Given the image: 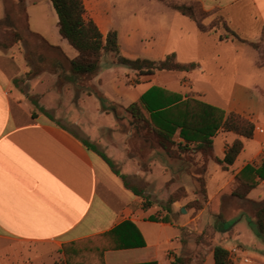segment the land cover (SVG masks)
<instances>
[{
  "label": "crops",
  "instance_id": "crops-1",
  "mask_svg": "<svg viewBox=\"0 0 264 264\" xmlns=\"http://www.w3.org/2000/svg\"><path fill=\"white\" fill-rule=\"evenodd\" d=\"M246 1L252 8L254 23L263 26L264 0H201L209 11L216 6L228 8ZM150 2H159L174 12L172 19H158L162 23L159 30L165 32V37H182L187 30L201 32L194 20L161 0ZM84 3L88 16L104 35L113 31L107 32L105 0H84ZM33 5L36 7L37 2ZM27 8L30 25L29 4ZM130 13L135 25L132 32L140 29L148 32L144 13L132 10ZM186 20L195 24V29ZM33 32L48 39L45 31ZM24 71L18 58L0 53V264H171L181 257H190L191 264H216V246L230 252L233 264H264V239L257 235L254 222H248L252 237L247 238L246 232L236 226L223 231L222 225L209 217L221 220L220 216L227 214L226 202L234 197H218L230 185L234 188L238 185L237 176L247 165L261 166L264 133L255 130L253 140H244L232 132L220 131L214 138L215 158L208 164L207 175L211 164H216L228 172L223 183L212 194L206 188L207 200L203 198L202 210L191 208L186 213L182 209H186L188 202L200 198L198 189L192 194L183 186L187 196L174 204L170 220L156 221L154 217L162 219L167 211L162 209L153 215V204L126 188L110 166L84 145L82 137L45 115L33 117L27 103L13 90L14 80ZM164 76L163 88L186 95L180 89L190 82L180 84L175 75ZM195 93L205 99L202 92ZM261 97L250 85L238 82L226 106L204 101L222 108L226 115L237 113L248 119L253 116L250 120L256 128L264 129ZM237 140L244 143L239 157L250 148L251 152L238 167L233 168L239 157L233 166L226 168L218 161L225 159ZM259 156H263L260 161ZM192 177L197 181V177ZM244 201L252 205L264 201V181ZM203 219L208 221L205 227L199 225ZM202 235L205 239L199 243L198 237ZM232 235L240 236L244 242L228 245Z\"/></svg>",
  "mask_w": 264,
  "mask_h": 264
},
{
  "label": "rangeland",
  "instance_id": "rangeland-1",
  "mask_svg": "<svg viewBox=\"0 0 264 264\" xmlns=\"http://www.w3.org/2000/svg\"><path fill=\"white\" fill-rule=\"evenodd\" d=\"M35 2H37L36 7L33 5ZM171 2L194 6L197 10L196 15L212 34L187 30L185 35H181L182 37L168 38L165 37V32L159 30L162 29V23L159 24L158 20L163 17L170 19L173 17L174 12L165 5L150 0H105L103 9L107 32L113 30L118 33L121 46L119 55H106L102 60L99 76L91 82L83 77L73 78L75 82L71 80L60 82L59 74H55L45 65L39 56L36 49L40 45L39 42L29 34L30 30L45 31L49 43L65 48L67 56L75 58L77 51L59 33L58 16L52 4L49 0L22 2L0 0V14H2L0 21L4 20L8 29L19 31L24 36V40L13 48L0 50V53L18 58L25 69L18 77L22 80L20 88L14 83L13 90L18 91L33 113L45 115L34 105L33 99H36L40 107L54 117L55 120L52 122L70 128L78 136L88 139L107 154L114 161L116 169L127 177L130 185L142 190L148 197L153 204L151 210L153 215H157L164 206L168 205L169 195L180 187L178 194L184 196L183 186L188 187L192 194L198 189L200 200L197 202L202 203L203 187L194 180L193 175L205 179L207 192L212 194L217 186L223 183L228 172L216 164H211L210 174L207 175L202 163H199L201 158L198 155L193 157L187 155L183 161L170 159L157 145L154 136L146 139L140 133L125 110L144 94L150 85L163 87L164 75H175L174 77L180 79V84L191 83L180 89L184 94L194 95L195 92H202L205 95V99L201 98L202 100L210 101L214 105L226 106L235 84L244 82L250 85L254 92L262 95L261 106L264 115V41L262 40L264 25L254 23L249 2L228 8L216 6L210 11L204 7L201 0H171ZM131 10L137 14L144 13L148 32L142 29L132 32L135 25L132 23ZM221 17L229 23L238 38L248 43H242L234 38H230L228 42L220 41V37L226 36L224 26L223 24L216 25L215 28L213 26L216 19ZM186 21L195 29V24ZM2 36L3 34H0V39ZM250 43H261V49L256 50ZM172 53H176L179 62L197 63L198 68L184 73L160 72L154 76H140L118 61L119 57L162 61ZM32 69L39 74L28 78L27 74ZM77 81L79 82L76 83ZM95 92L102 93L104 101H100ZM251 117L253 118L250 116V119ZM251 144L255 145L252 142ZM250 152L251 148L239 157L233 168L238 167ZM262 157H258L259 161L263 159ZM172 179L174 181L176 179L177 182L171 184ZM260 193L261 190L257 192ZM165 200L167 201L164 204ZM173 206H171L172 210ZM225 207L228 209L227 214L223 215L221 220L212 218L211 215L209 217L216 224H221L223 231L236 226L237 229L246 232L247 238L252 237L248 222L255 224L253 215L257 207L237 198L226 202ZM246 208L254 214L251 215ZM207 222L203 219L199 221V225L205 227ZM228 241V245H239L244 239L232 235Z\"/></svg>",
  "mask_w": 264,
  "mask_h": 264
},
{
  "label": "trees",
  "instance_id": "trees-1",
  "mask_svg": "<svg viewBox=\"0 0 264 264\" xmlns=\"http://www.w3.org/2000/svg\"><path fill=\"white\" fill-rule=\"evenodd\" d=\"M20 1L22 2L23 0ZM51 1L58 16L60 35L77 51L78 55L73 59L69 58L61 47L52 45L42 36L30 30L29 34L33 35L40 44L36 48L39 56L45 65L49 66L55 74H59L60 82L73 81V78L79 77H83L91 82L99 76L102 60L106 55H119L121 46L119 44L118 33L110 31L107 35H104L98 24L88 16L84 0ZM161 1L173 10L194 20L201 32H209L201 19L196 15L197 10L194 6L173 3L171 0ZM219 24H223L226 31V36L220 37V41L234 38L242 43H248L238 38L229 26V23L225 22L222 17L216 19L213 27L215 28ZM0 34H3L2 39H0V50L11 49L24 40L23 34L19 31L8 29L4 20L0 21ZM262 38L264 41V27ZM250 45L256 50L261 49V43H250ZM118 61L120 64L136 71L140 76H154L160 72L184 73L198 68L197 63L184 64L179 62L176 53L167 55L162 61L142 58L129 59L126 57H119ZM38 74L37 71L35 72L32 69L27 74V77L31 78ZM21 82L22 80L18 78L14 80L18 88H20ZM95 95L100 101H104L102 93L95 92ZM201 97L200 93L183 95L155 85L127 107L125 112L130 115L132 122L135 123L140 133L146 139L154 136L157 145L170 159L183 161L187 155L192 157L198 155L201 158L199 163H202V168L207 173L209 162L215 158L214 138L220 131L232 132L244 140H253L256 125L253 121L240 114L230 113L226 115V112L222 108L205 102ZM33 103L41 113L45 114L52 121L55 120L50 112L40 107L36 99H33ZM36 116L37 113L34 112L33 117L36 118ZM82 142L89 150L97 153L110 166L113 172L123 180L126 188L147 202H150L142 190L130 185L127 177L116 169L114 161L107 154L88 139L82 138ZM243 150V141L237 140L230 147L225 159L218 162L224 164L226 168L231 167L235 164ZM196 180L202 185L201 192L203 193L204 200H207L205 179L197 177ZM237 180L238 185L235 188L233 185H230L218 199L224 195H230L239 200H248L249 194L264 181V160L260 167L251 164L247 165L237 176ZM179 191L180 189L174 192L168 200V205L164 206L163 209L167 211L166 216L162 219L154 217V220H170L168 217L173 212L171 206L181 200V198L187 196L185 188H183L185 192L184 196H179ZM255 206L257 207L255 212L256 233L264 239V201L260 203L255 202ZM191 208L200 211L203 209V204L193 201L186 205V210ZM220 218L222 219L223 216H220ZM204 239L205 235H202L198 237V242L201 243ZM215 262L216 264H233L230 252L222 246L215 247ZM191 263L192 259L190 257H181L171 264ZM57 264L66 263L59 262Z\"/></svg>",
  "mask_w": 264,
  "mask_h": 264
},
{
  "label": "built area",
  "instance_id": "built-area-1",
  "mask_svg": "<svg viewBox=\"0 0 264 264\" xmlns=\"http://www.w3.org/2000/svg\"><path fill=\"white\" fill-rule=\"evenodd\" d=\"M256 132H258V133H260V134H263V133H264V129H263L262 127H257V128H256ZM233 252H236V250L233 251ZM246 261L249 262V260H246Z\"/></svg>",
  "mask_w": 264,
  "mask_h": 264
},
{
  "label": "water",
  "instance_id": "water-1",
  "mask_svg": "<svg viewBox=\"0 0 264 264\" xmlns=\"http://www.w3.org/2000/svg\"><path fill=\"white\" fill-rule=\"evenodd\" d=\"M187 211H186V209L185 208H183L182 209V213H186Z\"/></svg>",
  "mask_w": 264,
  "mask_h": 264
}]
</instances>
